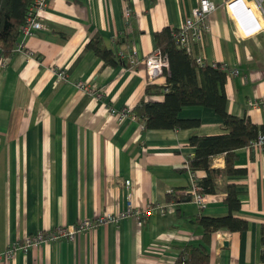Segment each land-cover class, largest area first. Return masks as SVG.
I'll return each mask as SVG.
<instances>
[{"label": "crops", "instance_id": "0c3cea01", "mask_svg": "<svg viewBox=\"0 0 264 264\" xmlns=\"http://www.w3.org/2000/svg\"><path fill=\"white\" fill-rule=\"evenodd\" d=\"M212 1L216 10L209 17V31L194 44V54L204 64L226 63L237 70L227 73L225 110L264 129V109L247 106L251 100L264 102V3L257 10L243 0L245 13L250 9L258 22L248 34L252 25L241 23L234 6L226 9L228 0ZM198 4L48 0L43 28L28 37L21 34L15 51L3 56L0 253L39 230L129 208H153L141 219L131 215L117 224L95 226L74 240L38 245L27 253L18 250L0 264H173L185 246L202 244L203 230L195 219L229 214L228 184L238 185L242 193L240 208L232 215L247 225L243 231L212 233L210 243H203L207 264H264V148L236 150L235 167L245 168L243 175L227 176L224 155L213 158L217 192L206 194L200 208L185 193L193 182L186 166L194 153L189 139L225 133L221 117L209 107L183 106L178 117L200 123L185 129H146L143 120L132 117L140 100L164 99L163 94L146 95L145 87L167 82L164 72L149 82L144 63L132 65L128 55L134 52L141 60L160 49L155 32L178 30ZM125 5L129 17L123 13ZM97 37L119 56V63L107 64L87 47ZM60 71L64 79L58 78ZM78 82L93 93L78 89ZM110 109H127L130 115L118 119ZM192 173L201 188L205 172ZM154 205L172 209L161 214Z\"/></svg>", "mask_w": 264, "mask_h": 264}, {"label": "trees", "instance_id": "16d2710c", "mask_svg": "<svg viewBox=\"0 0 264 264\" xmlns=\"http://www.w3.org/2000/svg\"><path fill=\"white\" fill-rule=\"evenodd\" d=\"M33 0H0V56L11 55L18 46L21 36L20 26L24 23ZM177 29L163 28L155 32L156 47L166 53L168 69L164 71L167 84L163 87L148 84L146 95L163 94L161 102L140 100L133 108V114L144 121L146 129L193 128L200 123L198 119H180L178 113L183 106H204L212 108L222 119L226 130L223 134L192 136L189 145L194 148L193 156L188 158V168L202 170L205 176L200 186L205 194L217 192L215 174L211 167L213 158L224 155L227 176L243 175L245 168L235 167L236 150L247 146L256 138L258 128L247 117L228 114L225 110V83L227 73L203 64L199 66L186 51L175 42L173 33ZM87 47L94 50L105 63L116 65L120 58L101 42L100 37L92 38ZM235 184L226 185L225 202L229 214L221 217H198L194 221L203 230L202 244L187 245L182 249L174 264H207L209 254L203 246L210 243L212 233L217 230L243 231L247 222L234 217L232 212L239 210L241 192ZM261 239L262 259L264 260V230Z\"/></svg>", "mask_w": 264, "mask_h": 264}, {"label": "built area", "instance_id": "2783aa9c", "mask_svg": "<svg viewBox=\"0 0 264 264\" xmlns=\"http://www.w3.org/2000/svg\"><path fill=\"white\" fill-rule=\"evenodd\" d=\"M246 1H249L252 4L251 7L257 10L262 9L264 3V0ZM239 4H242L245 7L243 0H228L225 4V7L227 9L228 6H234L236 8V12H238V14H240L242 18H246L244 19L246 24L252 25V28L255 27V24L258 26L257 19L251 12V10L249 9L247 15L243 8L239 9ZM47 5L48 0H33L32 4L29 7L27 17L24 23L20 26V32L23 37H28L32 35L34 31L43 28V12L45 11ZM215 10L216 5L212 0H199L198 6L192 9L190 17H187L182 26L177 30L176 33H174L175 42L177 43V45L180 48L184 49L186 53L190 57H192L198 65L204 64V62L200 57L195 56L193 47L194 44H196L197 42H202L204 35L209 31V17ZM123 13L126 17H129L130 9L128 5L124 6ZM250 32L251 31H248V34ZM119 55H121V53H119ZM128 59L132 65H136L139 61H142L144 63L146 67L147 80L149 82L155 79L156 77L162 75L163 72L168 69L167 56L160 49H154L150 53L146 54L141 60L135 55L134 52H131L128 55ZM5 61V58L3 56H0L1 65H4ZM210 66L225 71L229 74H237V70L233 67H230L226 63L213 62L210 64ZM57 75L59 79L65 78V74L63 71L58 72ZM76 87L83 92L87 91V93H93L92 89L88 88V86L82 82H78L76 84ZM96 96L99 98L102 97L101 93L96 94ZM247 106L251 110L264 109V102H255L251 100L248 101ZM110 112L118 119H122L130 115V112L127 109H110ZM132 117H135V115L132 114ZM248 147H250L251 149L264 148V134L259 132L256 138L249 142ZM186 166L188 168V163ZM189 172L191 176V181L193 182L190 187L185 191V193L191 198H193V200L200 206V208H202V206H204L206 203L207 196L205 193H203L202 187L200 188L197 185L196 177L193 175L192 170L189 169ZM125 184L128 185L129 182H126ZM148 207L150 209L153 208L152 205L147 206V208H145V211L137 209L132 211L129 208L126 210L119 211L117 213H104L96 215L94 217L83 218L71 225H59L51 230H39L33 235L25 236L22 239L8 245L6 249L2 253H0V260H9L18 250L27 253L31 248L38 245L57 242L59 240L64 239L74 240L75 236L78 233L88 231L95 226H100L108 223L117 224L119 220L124 217L132 215L135 218L141 219L143 214L148 211ZM154 207L157 208V210L161 214H166L169 211L171 212L172 209V207L168 208L167 206L163 205H154Z\"/></svg>", "mask_w": 264, "mask_h": 264}, {"label": "water", "instance_id": "95a60500", "mask_svg": "<svg viewBox=\"0 0 264 264\" xmlns=\"http://www.w3.org/2000/svg\"><path fill=\"white\" fill-rule=\"evenodd\" d=\"M239 9L241 8H244V6L242 5V4H239ZM239 9H237V10H239ZM237 16L239 17V19L241 20V23H243V25H245L246 23H245V20L241 17V15L240 14H238V12H237ZM246 26V25H245ZM258 26L255 24V27H253L251 30H249V31H252L253 29H255V28H257ZM248 33V32H247Z\"/></svg>", "mask_w": 264, "mask_h": 264}, {"label": "rangeland", "instance_id": "374dc122", "mask_svg": "<svg viewBox=\"0 0 264 264\" xmlns=\"http://www.w3.org/2000/svg\"><path fill=\"white\" fill-rule=\"evenodd\" d=\"M229 12V11H228Z\"/></svg>", "mask_w": 264, "mask_h": 264}]
</instances>
